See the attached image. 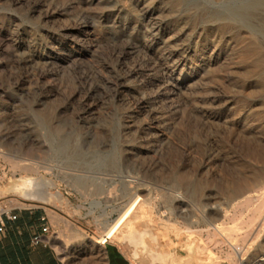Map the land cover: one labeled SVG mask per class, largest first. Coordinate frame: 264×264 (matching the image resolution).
<instances>
[{"label": "rangeland", "instance_id": "374dc122", "mask_svg": "<svg viewBox=\"0 0 264 264\" xmlns=\"http://www.w3.org/2000/svg\"><path fill=\"white\" fill-rule=\"evenodd\" d=\"M263 171L264 0H0V208L44 207L63 264H97L93 239L137 197L153 249L233 264L236 239L237 264H254L264 243L233 217L264 181L231 190ZM39 174L59 197L10 189ZM117 241L103 247L152 264Z\"/></svg>", "mask_w": 264, "mask_h": 264}, {"label": "bare ground", "instance_id": "6f19581e", "mask_svg": "<svg viewBox=\"0 0 264 264\" xmlns=\"http://www.w3.org/2000/svg\"><path fill=\"white\" fill-rule=\"evenodd\" d=\"M34 164L35 163L33 162L21 163L19 161H16L14 162V167L21 169L22 167H24L25 169L27 168L33 169L36 170L37 172V170L40 169L41 166L35 164L36 166H40L38 168ZM48 168L52 169V167H48ZM263 181H264V171L260 175H256L254 180L247 181L244 184H240L238 190L233 188L231 190V193L233 195H237L239 193L242 194L245 192L255 191L254 190L255 186H257ZM51 183L52 181L46 175L39 174L38 177L28 176L27 178H20L13 186H11L10 189L19 196L24 198L32 197L39 200L50 201L54 197H59V193L53 194L48 191L47 188L49 185H51ZM255 192L258 193L248 194L238 203V206L240 208H244V207L247 209L249 208L251 210L250 212L252 213L251 214L249 213L250 215L247 217V219H244L242 217V214L241 216L238 215L236 217H233V226L238 227L241 230L240 237L238 238L240 240L251 238L252 236H254L253 235L254 229H257V232L255 231L256 234L254 237L257 238V240H259L260 238L259 243L263 244L264 233L262 232L264 231V190L259 189L256 190ZM139 199L140 198L137 197L129 201V203L120 213V215L116 219L106 224L104 228L105 229L104 234L101 237H99V239L96 241L100 245L99 249L104 250L103 244L108 238H117L118 239L117 242L119 243L129 242L134 245L135 247V249L133 250L134 259L141 258V255L143 256L146 255L147 257H149V260L152 261L153 264H182V260L177 258L174 255V253H172L171 251H159L150 247V243L151 244L158 243L157 233H149L148 234L149 241H148L146 239L147 235L145 231L135 229L134 225L136 222V218L140 216L139 213H137V209H138L137 205ZM248 228H252L251 231L247 230ZM78 230L84 233L83 229L78 228ZM214 232L216 233V231ZM231 246L233 251H229L228 255L227 254L226 255L228 258L231 259L233 264H237V261L240 258V257L238 258L237 255L240 254L243 247L237 244L236 239L235 240L232 239ZM202 251L211 252V249L207 245H204L202 247ZM242 259L243 257H241V260ZM254 264H264V254H262V256H259Z\"/></svg>", "mask_w": 264, "mask_h": 264}, {"label": "crops", "instance_id": "0c3cea01", "mask_svg": "<svg viewBox=\"0 0 264 264\" xmlns=\"http://www.w3.org/2000/svg\"><path fill=\"white\" fill-rule=\"evenodd\" d=\"M65 215L68 217L67 214ZM54 217L60 220L59 216L55 215ZM53 221L54 218L42 206L34 208L11 207L0 219V224L4 226L3 231L0 232V264H63L57 256L48 250L46 244L32 242V238L36 234H40L44 238L53 237L57 232ZM67 225L71 227L70 221H67ZM43 227H47V229L44 231ZM84 233L83 238H87V233L85 231ZM98 239H93L92 245L100 246L96 242ZM113 247L116 246L111 243L104 246V250L96 247L100 252L97 264H116L115 257L118 254L124 256L117 247L116 252H113Z\"/></svg>", "mask_w": 264, "mask_h": 264}, {"label": "built area", "instance_id": "2783aa9c", "mask_svg": "<svg viewBox=\"0 0 264 264\" xmlns=\"http://www.w3.org/2000/svg\"><path fill=\"white\" fill-rule=\"evenodd\" d=\"M9 210H10V209L0 208V219H1V216H2L4 213L8 212ZM3 229H4V226L0 224V232L3 231ZM46 229H47V227H43V230H44V231H45ZM42 241H43V237H42L40 234H36V235H34L33 238H32V242H33L34 244H38V243H40V242H42Z\"/></svg>", "mask_w": 264, "mask_h": 264}, {"label": "water", "instance_id": "95a60500", "mask_svg": "<svg viewBox=\"0 0 264 264\" xmlns=\"http://www.w3.org/2000/svg\"><path fill=\"white\" fill-rule=\"evenodd\" d=\"M113 252H116V247H113ZM132 257H133V252H132ZM115 261H116V264H127L128 263V260L120 254H118L115 257ZM150 262L152 263V261H150Z\"/></svg>", "mask_w": 264, "mask_h": 264}]
</instances>
